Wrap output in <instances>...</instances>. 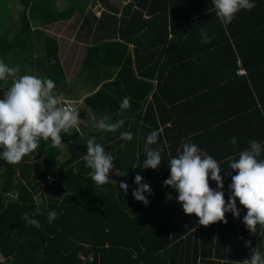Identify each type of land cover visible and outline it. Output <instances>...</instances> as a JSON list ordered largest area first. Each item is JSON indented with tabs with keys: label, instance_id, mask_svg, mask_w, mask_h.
Listing matches in <instances>:
<instances>
[{
	"label": "trees",
	"instance_id": "1",
	"mask_svg": "<svg viewBox=\"0 0 264 264\" xmlns=\"http://www.w3.org/2000/svg\"><path fill=\"white\" fill-rule=\"evenodd\" d=\"M18 1L19 24L0 34V60L18 66L20 75L51 78L62 94L68 83L57 39L38 27L69 20L77 10L84 13L86 4L67 0L68 5L61 9L56 0ZM160 3L161 0L148 3V12L158 11L159 15L152 14L156 18L141 21L148 31L140 36L136 34L141 30V13L130 14V2L120 17L103 13V18L95 19L86 14L82 22L96 40L86 49L82 71L91 70L102 82L83 103L95 121L101 114L109 115L112 122L124 120L116 132L103 131L91 138L95 137L115 157L113 170L123 174V182L129 185L127 194L119 184L108 182L100 186L92 181V170L81 160L87 151V140L80 130L62 136L64 145L60 148L52 147L50 140L41 141L39 148L20 163L9 164L0 159V264H239L250 257L253 247L264 252V228L257 226L255 233L247 229L243 223L247 210L238 199L240 218L229 213L226 224L216 222L205 227L195 214L184 213L174 196L177 192L164 186L167 178L160 177L164 168L168 170L165 175L170 174L167 153L177 150V146L165 148L158 169L142 167L146 137L164 123L159 116L163 101L170 104L164 97L168 77L178 65L185 70L189 68L185 64L195 59V53H183L178 58L170 53L178 48L188 52L216 43H201V35L193 32L170 37L166 30L155 32L156 23H163L164 28H175L178 23L175 4L166 5L165 1L156 7ZM111 9L114 14L119 11ZM212 14L217 36H221L217 45L227 44L228 48L229 24H221L216 13ZM101 25L114 27L115 33L111 29L99 35ZM186 26L190 28V23L186 22ZM230 37L236 36L230 33ZM10 85L0 89V98ZM126 96L132 98L131 107L121 109ZM124 131L134 134L131 141L120 139ZM161 140L160 134L156 147L162 146ZM137 174L152 189L147 206L132 195ZM38 207L43 215H35ZM49 211L58 213L51 224L47 221ZM24 213L32 214L41 227L26 224ZM247 241H251L249 247H245Z\"/></svg>",
	"mask_w": 264,
	"mask_h": 264
},
{
	"label": "crops",
	"instance_id": "2",
	"mask_svg": "<svg viewBox=\"0 0 264 264\" xmlns=\"http://www.w3.org/2000/svg\"><path fill=\"white\" fill-rule=\"evenodd\" d=\"M122 1L124 3L119 7L113 5L111 0H81L87 7L84 13L77 10L69 20L38 27L43 29L47 35L57 39L58 55L68 83L67 89L61 95L63 99L70 102L77 101L74 107L79 110V119L81 120L79 130L86 140L91 136H100L103 131L95 127L97 121L83 103L84 98L92 94V90H97L102 84L94 72L91 70L82 71L81 68L86 49L96 43L94 33L83 27L84 16L89 13L94 15L93 10L96 9L98 15H94L95 19L103 18V13L120 17L123 7L129 2L133 3L130 14H133L134 11L141 13V30L136 34L140 36L148 31L141 21L144 22L150 20V17L156 18L154 16L159 15L158 11L148 12L150 0ZM161 1L162 3L156 7L163 6L165 1L166 5L171 2L175 4L173 5L176 10L174 17L176 20L178 19V23L175 28H171L169 25L164 28L163 23H161L162 25L156 23L153 25L155 32H165L164 30H166L170 37V34L175 33L200 34L201 29H206L207 35L212 37L211 41L216 42L209 47H195L193 49L196 50H188V52L178 48L170 53L171 56L177 58L183 53H195V59L192 63L185 64L186 67H189L185 70L181 64L178 65L168 77L164 97L170 100V104L163 101L159 116L164 123L157 129L161 134V145L164 148L177 146V150H170L167 153L170 159L182 151L181 147L185 142L197 144L202 150L217 159L222 167L223 191L227 201L231 184L229 183L231 176L227 173L236 174L235 171L227 168L230 158H238V153L248 148L251 140L264 143V0H254L255 7L251 11L242 10L237 13L236 18L229 24V31L226 30L228 48H226L227 44L217 45V40L221 36H217L219 33L216 32V18L212 14L216 13V9L212 0ZM55 4L63 9L68 5V2L67 0H56ZM142 4L144 7L141 6ZM111 7L117 8L119 11L114 14ZM12 8L18 14L21 10L20 3L13 4ZM17 14L15 18H17ZM77 16L80 17L79 21ZM73 20L80 22L77 27L78 33H74L76 38H73L66 30L68 28L71 31L72 26H69L68 23ZM186 22L190 23V28L186 26ZM103 26L101 25L97 31L99 35L102 36L103 32L111 31V29L113 34L115 33L114 27L104 28ZM230 33L236 37H230ZM215 36L217 37L215 38ZM146 39L148 40V38ZM144 43L145 41H143ZM129 48L132 50L133 44H130ZM197 51L200 53H196ZM63 57L65 61H63ZM6 64L11 66L10 63ZM76 67H78L77 71L72 72ZM240 70L242 74L239 73ZM86 72L93 74V78H89L85 82L81 80L84 85L77 84L88 88L84 94L78 95L73 84ZM148 98L150 99V97ZM131 127L130 125L127 129ZM233 137L236 138V144L231 143ZM152 147L155 148L156 145H150L146 141L144 152L151 150ZM263 157L264 153H262ZM112 171L117 172L116 170ZM165 171L168 170L164 168L160 177H169L170 174L165 175ZM117 173L118 177L121 176L120 182H123V174ZM120 182L115 184H120ZM209 183L213 189L216 188L214 181L210 180ZM174 196L177 198L178 193ZM226 218H229V213H226Z\"/></svg>",
	"mask_w": 264,
	"mask_h": 264
},
{
	"label": "clouds",
	"instance_id": "3",
	"mask_svg": "<svg viewBox=\"0 0 264 264\" xmlns=\"http://www.w3.org/2000/svg\"><path fill=\"white\" fill-rule=\"evenodd\" d=\"M216 9V16L223 25L231 24L237 13L242 10L251 11L255 7L254 0H212ZM201 43H210L211 37L206 29H201ZM18 66H9L0 60V81L11 78V85L0 98V159L9 164H17L22 159L35 152L41 141H51L54 148L63 147L62 136H71L79 132V110L64 101L57 91L54 80L35 74L18 75ZM131 97L126 96L120 103L121 109L131 107ZM124 125V120L112 122L107 114L97 118L95 127L106 132H116ZM131 131H124L120 139L131 141ZM159 132L153 130L146 137L150 145H158ZM236 138L231 139L236 144ZM86 154L81 157L90 172L92 181L97 185L109 182V173L115 168V157L105 151L104 145L98 143L95 137L87 140ZM121 148L124 144L120 145ZM165 151L163 146L148 150L142 167L156 170L162 162ZM264 143L251 140L249 147L238 153V158H230L227 168L235 171L229 185V198L225 200L224 176L221 175L220 162L197 144L185 142L182 151L172 157L168 166L170 175L163 181L164 186L173 188L177 193V202L180 203L186 215L195 214L199 224L209 226L216 222L227 223L226 213L240 218L237 199L240 205L247 210L243 223L251 233H255L257 226L264 228ZM140 166V163L138 167ZM216 183V188L210 186L209 181ZM144 178L137 174L134 182L137 185L132 191L135 200L149 205V196L153 195L150 184L143 182ZM119 188L127 194L129 185L120 182ZM147 193V195H145ZM36 216L43 215L40 208L36 209ZM58 216L55 211H49L47 221L51 224ZM22 219L28 225L41 227L40 221L32 214H22ZM251 241L245 243L249 247ZM239 264H264V252L258 247L251 248V255Z\"/></svg>",
	"mask_w": 264,
	"mask_h": 264
},
{
	"label": "rangeland",
	"instance_id": "4",
	"mask_svg": "<svg viewBox=\"0 0 264 264\" xmlns=\"http://www.w3.org/2000/svg\"><path fill=\"white\" fill-rule=\"evenodd\" d=\"M87 1H89V0H87ZM111 3L113 5L121 7L122 4L124 3V1H122V0H111ZM13 4H19V1L18 0H0V34L6 30L14 29V27H16V25L18 26V24H19V21H17V18H15L17 13L12 8ZM8 9H9V12H8ZM93 14L95 16L98 15V13H96V9L93 10ZM76 18L79 21L80 17L77 16ZM79 23L76 20H73L70 23H68L69 26H72L71 31L68 28L66 29V27L64 26V28L66 30H68V32H70V34L73 38H76L75 34L78 33L77 27L79 26ZM62 25H64V24L62 23ZM50 29H52V28H50ZM52 32H53V30H52ZM63 61H65L64 57H63ZM77 68L78 67H76V69L73 70L72 72L75 73L77 71ZM18 75H20V74L18 73ZM89 78L92 79L93 74L86 72V73L82 74V76L80 78L76 79L75 83L73 84V88L75 89V91L77 92L78 95L84 94V91L85 90L88 91V88H86L84 86H78L77 84L80 83L79 85H84L85 80H87ZM9 80H11V78H9L7 81H5V83L4 82L0 83V89H2L4 86L10 85ZM81 80L84 82H82ZM77 86H78V88H77ZM85 86H86V84H85ZM72 102L74 103V105L77 104V101H72ZM118 175L119 174L117 172L110 171V173H109V179L110 180L109 181L112 182L113 184L119 183L121 181L120 180L121 176L118 177Z\"/></svg>",
	"mask_w": 264,
	"mask_h": 264
},
{
	"label": "built area",
	"instance_id": "5",
	"mask_svg": "<svg viewBox=\"0 0 264 264\" xmlns=\"http://www.w3.org/2000/svg\"><path fill=\"white\" fill-rule=\"evenodd\" d=\"M239 73L242 74V71L240 70ZM64 101L67 102V104H69V105H72V103H73V102H70V101H68V100H64Z\"/></svg>",
	"mask_w": 264,
	"mask_h": 264
}]
</instances>
